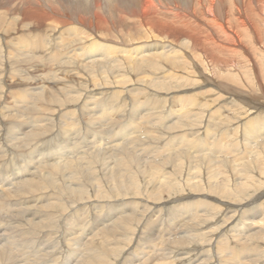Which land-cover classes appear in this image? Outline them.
Masks as SVG:
<instances>
[{"label":"bare ground","instance_id":"1","mask_svg":"<svg viewBox=\"0 0 264 264\" xmlns=\"http://www.w3.org/2000/svg\"><path fill=\"white\" fill-rule=\"evenodd\" d=\"M73 15L77 20H73ZM23 26L38 30L37 42L27 43L25 37L30 36L24 35L26 43L22 45L19 41V46L16 42V48L12 44L16 50L11 48L9 52L0 43V65L5 64V71L9 69L12 75L27 82L30 71H38L34 64L43 56L38 53H44L53 59L44 65L57 63V68L50 77L39 76L40 81L50 84L65 81L59 76L66 73L71 77H85L95 86L93 90L86 87L82 95L68 87L54 86L59 92H49V87L35 86L37 80L22 97L31 105L16 104V112L8 110L11 113L6 115V121L17 118L23 127L27 122L24 110L31 120L48 121L53 111L43 110L40 105L44 104L60 107L61 113L52 115L48 124L34 125L32 130L24 131L22 137H15L12 129H8L7 137L6 121L0 117V210L4 205L37 202L38 197H28L37 191L57 194L60 201L52 208L55 215L50 214L43 222L33 221L38 214L28 217L35 209L33 206L20 208L25 216L11 213L13 208L7 207L6 215L0 213L3 216L0 217V241H5L0 242V264H168L169 257L178 253L184 255L176 264H190L197 254L199 258L203 254L207 256L201 264L249 263L250 258L264 264V229L251 234L248 248H243L247 239L244 242L240 239L245 236H233L241 222L245 225L253 216L249 213L253 210L251 207L258 202L264 207V192L252 193L264 187V179L257 178L258 173L264 176V0H108L104 10L96 5L78 14L69 13L55 0H0V42H4V33L19 32ZM44 38L49 39L47 43L41 42ZM12 40L7 39L8 43ZM152 47L156 51H146ZM32 48L36 51H31ZM60 51L62 56L57 54ZM30 53L35 54V60ZM19 58H23L19 65L11 62ZM178 67L185 73H178ZM0 70L1 103L6 78L1 66ZM152 73L164 82L153 79ZM101 78L104 81L100 83ZM110 79L117 82L114 89H122L102 90L108 87H104V82ZM96 88L102 94L88 107L90 94L99 91ZM122 92L134 99L123 100ZM178 93H185L179 101L188 99L192 104H187L185 107L189 109L177 115L180 109L169 106L168 102ZM116 101L137 104V111H142L141 119H145L143 128L129 140L145 135L147 140L144 139L143 145L162 146L168 134L183 133L184 138L190 137L191 146L183 143L186 146L179 144L183 148L176 151L172 146L158 153H169L168 158L144 151L128 152L129 144L116 141L106 126L114 122V133L123 137L137 128L133 123L136 116L128 113L129 106H105ZM148 103L153 104L149 107ZM225 103L237 107L231 113H243L239 117L226 115L224 122H212V104ZM196 104L205 106L198 108ZM195 110L205 116L192 117L195 114L189 112ZM250 110L257 111V115L243 121ZM0 112L7 113L2 108ZM60 116L68 122L59 123ZM170 116L175 119L172 124H168ZM77 122L82 125L75 126ZM22 127L13 126V129L18 132ZM75 128L78 130L75 133L82 131L86 135V141L100 142L85 144L82 140H71ZM65 129L72 133L63 139ZM91 134L94 136L90 137ZM200 144H204L202 148ZM212 144H220L222 148L220 156L214 159L215 169L204 161L205 154L211 157L208 152ZM103 147L105 151L101 152ZM186 147L203 150L192 158L198 160L197 168L195 164V168L190 166L184 170L183 160L191 162ZM6 152L17 154L11 158L16 162L13 173L10 160L4 165ZM109 153L115 160L109 159ZM229 153L232 156H227ZM136 154L144 157V168ZM77 155L79 158L73 160ZM42 161L45 162L39 163ZM106 163L114 167L107 169ZM167 163L169 167L164 166ZM151 165H155L153 170ZM43 167L46 168L40 170ZM47 169L49 173L44 174ZM167 174L175 182L168 181ZM103 175L101 184L95 187ZM138 175L144 178L142 183ZM64 182L69 184L65 191L60 189ZM111 186L119 188L118 197L122 202V212L110 222L115 235L106 240L100 230V236H88L83 247L76 237L68 234L71 225L66 221L75 209L83 206L81 227L75 232L87 234L95 225L92 219L96 215L89 210L96 204L111 205L108 196ZM66 191L73 200L61 203ZM103 193L107 197L98 199ZM215 202H219L221 210ZM124 207L129 210L126 214ZM112 214L110 211L108 216ZM259 221L264 227V215L256 223ZM212 224L215 227L206 232ZM6 230L13 231L12 239H7ZM236 241L240 245L238 252L244 258L226 255L228 250L232 252ZM201 242H204L202 249H197ZM219 242L225 244L227 252H223ZM248 250L255 256H246Z\"/></svg>","mask_w":264,"mask_h":264},{"label":"rangeland","instance_id":"2","mask_svg":"<svg viewBox=\"0 0 264 264\" xmlns=\"http://www.w3.org/2000/svg\"><path fill=\"white\" fill-rule=\"evenodd\" d=\"M55 1H57V3H59L60 5H61V7L63 8V9H65V10H67V11H69V13L70 12H73V13H82V12H85L89 7L90 8H94L96 5H100L101 6V8H102V10H104L105 8H106V5H107V3H108V0H55ZM97 8V7H96ZM99 10H100V8H99ZM104 15H106V12H104ZM73 20H77L76 19V17H75V15H73ZM4 29V28H3ZM7 29L8 30H10L11 29V26H8L7 27ZM19 30V29H18ZM1 32H3V31H1ZM36 32H38V30L37 29H32V27L31 26H28V27H22L20 30H19V32L18 31H13L12 32V34H10V35H7L6 33H4V42L2 41V42H0L1 43V46L3 47V49H5L6 50V52H9V51H11V48H13V49H15L16 48V42H18L19 43V46L22 44H25L26 43V39L25 38H27V43H29V44H31V45H33L34 43H36L37 42V38L36 37H38L37 36V33ZM44 33L46 32V31H43ZM18 33V34H17ZM43 33V34H44ZM29 35L30 37H25V38H23L24 37V35L26 36V35ZM36 35V36H35ZM60 35V34H59ZM34 36V37H33ZM63 37H65L66 35L65 34H63L62 35ZM62 36L60 37V38H58V40L60 41L61 40V38H62ZM13 39L12 40V42H9L8 43V41H7V39ZM16 38V39H15ZM20 38V39H19ZM29 38V39H28ZM32 38V39H31ZM25 39V40H24ZM45 39V38H44ZM72 39H75V38H72ZM92 39H94V37H92ZM48 40L49 39H45V40H42L41 42H48ZM71 40V39H70ZM6 41V42H5ZM22 41V43L20 44V42ZM72 41V40H71ZM70 41V44H74L75 42H71ZM23 42H25V43H23ZM40 42V43H41ZM46 42V43H47ZM97 42H99V41H97ZM12 44H14V47H13V45ZM11 45V46H10ZM5 47V48H4ZM134 46H132V47H130L129 49H131V48H133ZM20 48V47H19ZM57 48H60V45H57ZM157 48H159V47H157ZM16 50V49H15ZM19 51H21V50H19ZM18 51V52H19ZM31 51H36L34 48H32V50ZM146 51H156V49L154 48V47H152V48H148ZM38 54H40V55H43V56H41V58H38L37 59V61H36V63L34 64L37 68H38V71H36V72H34V71H30V75H31V77H29L28 78V80H27V82H26V80H24L23 78H21L20 76H18V75H16V77H15V75H12L11 73H10V71H9V69H8V71H5L4 70V67H5V64L2 62L1 63V69L3 70V72L5 73H3L4 75H5V82H4V95H3V99H1V105H0V108H2V109H6V114H4L3 112H0V114L1 113H3V115L1 114L0 115V117L2 118V120L3 121H6L7 119H6V115L7 114H9V113H11V112H16V109L15 108H17L15 105L16 104H18V105H21V106H24V105H31L30 104V101L28 100V99H24V98H22L25 94H27L28 93V91H29V87H30V85H32V86H34L35 85V82H37V80H38V82H37V84L35 85V86H39L40 87V85L41 86H43V87H46V88H48L49 87V92H51V90L52 91H54V92H59V89H57V88H55L54 86H57V87H59V88H65V87H68V88H71V90H72V92H75V90H76V92H78L79 94H85L86 92L84 91V89L87 87V89H94V86H95V84H90V81L88 82V79H86L85 77H81V76H79V75H76V76H68V74H66V73H63L62 75H60L59 77H61V78H65L66 80L64 81V80H57V81H53L51 84L50 83H47V82H45V81H43V80H41L40 81V77L39 76H44L45 78H47V77H50L52 74H54V68H57L56 66H57V63L56 64H54V65H51L50 63H48V64H45L44 65V63H47V62H49V61H53V59H51V58H48L47 57V55L45 56L44 55V53H38ZM52 54H55V52L54 53H52ZM57 54H58V56H62V54H63V52H57ZM35 54H33V55H31V53H30V56L32 57V59H34L35 60V56H34ZM45 56V57H44ZM44 59V60H43ZM23 60V58H19V60L18 61H16V59L14 60H12L11 62H14V63H16V62H18V65L20 64V63H22L21 61ZM20 62V63H19ZM43 64V65H42ZM126 65H128V62H126L125 63ZM2 65H4V66H2ZM48 65V66H47ZM41 69V70H40ZM1 71V70H0ZM43 71V72H42ZM47 72V73H46ZM182 72H184L185 73V71H184V69H181V68H179L178 67V73H182ZM36 73V74H35ZM49 74V75H48ZM47 75V76H46ZM12 76V77H11ZM152 76H153V79H156L157 81H163V80H161L159 77H158V75H156V74H154V73H152ZM34 77H36V78H34ZM93 77V76H92ZM14 81H13V80ZM30 79L32 80V82H30ZM35 79V80H34ZM70 81H72V82H70ZM153 79L152 80H150L149 79V81H153ZM46 80V79H45ZM114 81H115V79H113ZM102 81H104V79L103 78H101V80H100V83L102 82ZM114 81H112V79H110V80H107L106 82H104V83H106V85L104 86V87H107V88H102V90L103 89H108V91L109 92H116V91H118V90H120V89H122L121 87H120V89H114V87H115V85H117V82H114ZM111 84H110V83ZM114 82V84L112 85V83ZM164 82V81H163ZM28 83V84H27ZM32 83V84H31ZM108 83V84H107ZM22 84V85H21ZM40 84V85H39ZM58 84V85H57ZM74 84V85H73ZM112 85V86H111ZM14 86V87H13ZM82 86L84 87V88H82ZM23 87V88H22ZM53 87V88H52ZM97 87V86H96ZM22 88V89H21ZM51 88V89H50ZM9 89H10V91H9ZM18 89H19V91H18ZM28 89V90H27ZM36 90H39V89H36ZM96 90H99L97 93L96 92H93V94H90L91 96H90V98L87 100L88 101V103H90V104H88L87 106L88 107H91V104H93L92 102L94 101L95 102V100L94 99H96V98H99L100 97V95L102 94V92H101V89L99 88H96ZM31 91H33V89L31 90ZM35 91V90H34ZM95 91V90H94ZM87 93H89V92H87ZM187 93V92H186ZM183 94H185V93H178V94H176L173 98H168L169 99V106H171V107H174V108H177L178 110L180 109V111H178V112H176L175 114H180L183 110H185V109H189V108H186L185 106L187 105V104H192L191 102H189V100L187 99L188 97H186V99L187 100H183V101H179L178 100V98L179 97H182L183 96ZM187 94H189V95H192V96H197V94H190V93H187ZM93 95V96H92ZM15 96V97H14ZM27 97H28V95H26ZM87 96H88V94H87ZM121 97H122V99L123 100H130V101H132L133 99H134V96H130L129 94H127L126 92H122V94H121ZM197 98V97H196ZM35 99H37L36 98V95H35V97H34V100ZM198 100H200L199 98H197ZM6 100H8L7 102H6ZM163 100H165V97L163 98ZM5 101V102H4ZM99 101V100H98ZM102 101H105V100H102ZM32 102H34V101H32ZM86 104V103H85ZM152 104L153 103H148V105H149V107H151L152 106ZM221 104V103H220ZM220 104H212V106H211V108H212V115H211V117H210V119H211V121L212 122H214V123H217V122H220V121H223L224 122V120H226V115L228 116V118H230V117H239V116H241V114L243 113V112H241L240 114H234V113H231V112H233V110L234 109H236L237 107H235V106H233V104H231V103H228V104H223V105H220ZM114 105H118V106H122L123 108H125V107H127V106H129V108L127 109L128 110V113L129 114H132L133 116H136V119H135V121H133V123L135 124V125H138L137 126V128H134L133 130H131L130 132H127V133H125L124 134V136L123 137H118L115 133H114V129H113V127H112V124H114V122H111V124L109 125V126H106V127H108L109 128V132H110V136H114L115 137V139H116V141H118V142H120V143H124V142H126V143H128L129 144V149L130 150H128V152H131L132 154H134V153H137V152H145V153H147V154H152V155H155V154H157V155H163V154H158L159 152H164V151H167V149L168 148H173V147H175V148H173V151H176V150H178V149H180V148H183V147H185L186 145H190L191 146V143H192V141H190V137H185L184 138V134L183 133H179V134H177V133H170V134H168L167 136H168V139H167V141L166 142H164V144L162 145V146H157V145H151V144H147V145H143V141H145V140H147L146 139V137L144 138V136L145 135H143V137H138V138H133V139H131V140H129V137L133 134V133H137V132H139V129H141V128H143V124L145 123V119H141V115H140V113L142 112H139V111H137V108H138V105L137 104H134L133 102H125L124 103V101L123 102H120V101H116V102H111L109 105H105L106 107H111V106H114ZM5 106V107H4ZM42 108H43V110H51V111H53V114H51L50 115V119H51V116L52 115H54V114H59L60 115V113H61V108L60 107H52V106H50L49 104H44V105H40ZM83 106V105H82ZM195 106H197L198 108H202V106L204 107L205 105H199V104H196ZM208 106V105H207ZM149 107H146V108H149ZM159 108H161V107H159ZM12 110L11 112H9L8 110ZM130 111H131V113H130ZM196 111V110H195ZM24 113H25V117H24V119H26L27 120V122L25 123L26 125H24L23 127H22V124H20V122H18V120H17V118H15V120L14 121H11V122H7L6 121V125L7 124H10L11 123V125H5V127H6V136L8 137V135L10 134L9 133V131H8V129L10 130V129H12L13 131H14V134H15V137H22V136H24V131H28V130H32L33 129V126L35 125H39V124H48L49 123V121H50V119L48 120V121H39L38 119H29V117H30V115L27 113V110L25 111H23ZM167 112H169V111H167ZM205 112V111H204ZM252 112V113H251ZM255 112H257V111H255V110H250L249 111V115L248 116H243V121H245V118H246V120H248L249 118H252V117H255L257 114L255 113ZM189 113H193V114H195V116H192V117H201V118H203L204 116H205V113H204V116H202L201 114H199V113H197V111L196 112H189ZM230 113V114H229ZM44 114V111L42 112V115ZM171 115H173V114H171ZM63 116V115H62ZM64 117V116H63ZM63 117H61L60 116V119H59V123H66V122H68L67 121V119H65V118H63ZM90 117V116H89ZM140 117V118H139ZM191 117V118H192ZM170 119H171V121L168 123V124H172V122H174L175 121V119L172 117V116H170L169 117ZM129 119V121H131V119L130 118H128ZM127 119V120H128ZM242 121V122H243ZM15 122V123H14ZM13 123V124H12ZM82 124H79L78 122L75 124V126H77V127H80ZM13 126H20V127H22L20 130H18V132H17V130L16 129H13ZM34 126V127H35ZM83 127H84V125H83ZM208 127H209V129H212V126H209L208 125ZM84 129V128H83ZM76 131H78V130H76V128L74 129V133H72V131H70V130H68V129H65V131H64V133H63V135H62V138L63 139H65L63 136H65L66 134H71V140H82V142L83 143H85V144H95V143H98V142H100L99 140H95V141H93L92 139H90V140H88V141H86L85 140V138L84 137H86V135H84L83 136V132L81 131V132H79V133H75ZM136 131V132H135ZM9 133V134H8ZM80 133H82V135L80 136V137H78V135L80 134ZM5 134V133H4ZM31 134H34L35 135V137L36 138H38V139H40L39 138V136H37L34 132L32 133L31 132ZM138 135H141V134H139L138 133ZM94 135L93 134H91L90 135V137H93ZM77 138V139H76ZM145 139V140H144ZM235 139V138H234ZM234 139H232V140H230V141H234ZM247 144H249L250 145V143H249V140H246L245 141ZM183 143H186V145H183ZM105 144V143H104ZM182 145L183 147H181L180 145ZM109 145V144H108ZM204 144H200L199 145V147L200 148H202V146H203ZM173 146V147H172ZM72 146L70 145L69 146V150H70V148H71ZM209 147H211L212 149L211 150H209V152H208V154L210 153L211 154V157L209 156V155H206L205 154V156H204V161L205 162H207V164L211 167V168H213V169H215V166H214V159L216 158V157H218V156H220L219 155V153H220V149H222L221 148V145L220 144H212V145H209ZM110 149H112V147L110 146ZM184 149H186L187 151H189V152H187V156L191 159V162H187L185 159L183 160V163H184V165H183V168H184V170H187L188 168H190V166H192V168H195V164H196V168L198 167V164L196 163V161H198V160H195V159H192L193 157L194 158H196V155H197V153H199V152H201V151H203V150H200V149H197V148H194V147H192L191 149L190 148H184ZM91 151H93V149L91 148L90 149ZM90 150H88V152L90 151ZM96 151H98V150H96ZM105 151V149H104V147H103V149H101V152H104ZM264 151V150H263ZM100 152V151H99ZM118 152V151H117ZM167 154H169V153H166V154H164L163 155V157H165V155L167 156ZM16 153L14 152V154L13 153H11L10 154V152H6V156L8 157H5V160H4V165H5V162L7 161V160H10L11 162H9L10 164H13V167L11 166V172L13 173V171H14V169L16 168V162L15 161H12L11 160V158H13V157H16ZM39 154L37 153L36 154V156H38ZM79 156L80 155H77V156H75L74 158H73V160H77V158H79ZM109 156H110V153H109ZM136 156H138L137 154H136ZM149 156H151V155H149ZM148 156V157H149ZM209 156V157H208ZM227 156H232V153H229V154H227ZM198 157V156H197ZM224 157V156H223ZM76 158V159H75ZM138 159H140V161L142 162V164L140 165V166H142L143 168H144V164H145V162H144V160L145 159H143L144 157L142 156H138L137 157ZM166 158H168V156L166 157ZM86 160H87V157L85 158ZM109 159H113V160H115L114 159V157H111L110 156V158ZM168 160H170V159H168ZM186 161V162H185ZM13 162V163H12ZM45 161H42V162H39V163H44ZM156 162H158V161H156ZM193 162V163H192ZM38 163V164H39ZM80 163V162H79ZM186 163V164H185ZM192 163V164H191ZM188 164V165H187ZM191 164V165H190ZM19 165V164H18ZM106 165H109L108 167H107V169L109 168H112V167H114L113 166V164H107L106 163ZM237 165V163H235L234 164V167ZM112 166V167H111ZM152 166V170H153V167L155 166V165H151ZM165 167H169L170 166V164L168 165V163L167 164H165L164 165ZM186 166V167H185ZM23 167L24 168H26L25 167V165L23 164ZM46 167H43V168H41L40 170H44ZM191 168V169H192ZM48 170L49 169H47L46 171H44V174H48L49 172H48ZM194 171V170H193ZM105 175H103V176H100V178H99V183H97L96 185H95V187H98V185H100L101 184V182H102V180H103V177H104ZM166 176H170V179H168V181H170V182H175V180H174V178L171 176V175H169V174H167ZM185 176V175H184ZM138 181H140V183H142L143 182V180H144V178L142 177V175H138ZM184 178V177H183ZM257 178L258 179H264V176H261L259 173H258V176H257ZM163 179V178H162ZM250 182V181H249ZM248 182V184H252V183H249ZM69 184H68V182H64V183H62V187L60 188V189H63L64 191L66 190V187L68 186ZM19 186V185H18ZM108 186H110V185H108ZM73 187V186H72ZM112 187V186H111ZM118 189L119 188H116V187H112V191H111V193L108 195L109 197H110V203H111V205H106V204H96V205H93L92 207H91V210H89V212L90 211H93L94 213H96V215L95 216H93V221H94V223H95V225H94V227L92 228V229H89V231H88V233L87 234H84L82 231H80V230H78L77 232H75V230L76 229H79L80 227H81V216H83L81 213H82V211H81V208L83 207H79V208H77L78 209V211H77V209H75V213L66 221V223H68V225H71L70 226V229H69V231H68V234H71L72 236H74V237H76L77 239H75L76 241H79L80 242V244H81V246H83L84 247V245H85V242L90 238V237H95V238H98L99 236H100V230L103 232V234H104V236L106 237V240H108L109 238H111V237H113L114 235H115V233H114V230L112 229V225H111V223L110 222H113L117 217H118V214L119 213H121L122 212V209H121V207H122V202L119 200L120 198L118 197ZM43 191H37V192H34L32 195H29L28 197H30V198H32V197H35V198H37L38 197V199H35V201H37V202H34V203H26V204H24V203H21V202H18V203H16L13 207H8V206H3V209H1L0 210V213L4 216V215H6V210H7V208H13L12 210V212L11 213H14V214H16L17 212H19V216L21 215V216H25V215H23V211L22 210H20V208H24V207H26V206H33L35 209H34V211H33V215L32 214H30V215H28V217H34V215L35 214H38L39 215V217L37 218V219H34L33 221L34 222H36V220H41V222H43L45 219H47V217L50 215V214H54L55 215V213L56 212H54L53 210H52V208H53V206H54V204H59L60 203V201L58 200V198H57V194H55V195H45L44 193H42ZM264 192V187H262L258 192H252V193H255V195H258V194H262ZM13 194V193H12ZM192 195V194H191ZM66 197H69V198H66ZM107 197V195L106 194H102V198H98V199H105ZM69 199H71V200H73V198L72 197H70V195L69 194H67V191L65 192V195H63V199H62V201H61V203H63V202H65V201H67V200H69ZM127 199V198H126ZM129 201L130 202H132L130 199H129ZM0 203H1V201H0ZM215 203H217V205H219V207L221 206L220 204H218L219 202H215ZM216 205V204H215ZM172 205H170L169 207H171ZM202 206V205H201ZM7 207V208H6ZM221 208H222V206L219 208V210H221ZM253 210L252 211H249V213H253V216L248 220V221H246V224L245 225H242L243 224V221L241 222V224L239 225V230L236 232V233H234L235 235H233V236H239V235H243V236H245L244 238H240L243 242L246 240V243H245V245H244V247L243 248H248L247 247V243L249 244V241H250V239L252 238L251 237V234H254V233H256L257 231H259V230H262V229H264V227L262 226V223L259 221V223H256L258 220H260V219H262V217H263V215H264V207H261V204L258 202L256 205H254L253 207H251ZM110 211H113V214L109 217L108 216V214H109V212ZM129 212V210L127 209V208H125L124 207V213L126 214V213H128ZM2 215H0V217H3ZM8 219H10V217H8ZM8 219H7V221H8ZM154 219H155V217H154ZM117 224V223H116ZM54 226H56V225H54ZM217 226V225H216ZM111 227V228H110ZM213 227H215V225H210L209 227H207V229H205V231L207 232V231H209L208 229L210 228H213ZM74 232V233H73ZM109 232H113V234L112 235H107V233H109ZM151 233V235L153 234L152 232H150ZM230 235H232V233H230V232H228ZM4 234H6V235H8V238L7 239H12L13 238V231H9V230H6L5 232H4ZM12 234V235H11ZM11 236V237H10ZM88 236H90V237H88ZM121 236H116V238H120ZM248 237V238H247ZM80 238H83V239H80ZM200 238H202V237H200ZM239 238V237H238ZM1 239V238H0ZM235 239H237V238H235ZM3 241V240H2ZM2 241H0V242H2ZM5 241H3L1 244H3ZM238 241H236L235 242V244H234V246L232 247V252H230L227 248H226V246H225V244H223V243H221V242H219V243H217V244H219L220 246H222L221 247V249L223 250V252L224 251H226L227 252V250H228V252H227V257H232V258H234V256L235 257H237V256H240L241 258H244V256L241 254V252H238V250H240L239 248H240V245H239V243H237ZM204 244V242H201V243H199L198 244V247H196L197 249H202L201 247H202V245L201 244ZM241 243V242H240ZM0 244V245H1ZM227 249V250H226ZM242 249V248H241ZM252 250H256V249H254V248H251ZM201 253L203 254V251H201ZM228 253H230V254H228ZM257 253V252H256ZM184 254L183 253H178V254H174V255H172V256H170L169 257V259L167 260V263L168 264H176L177 263V260H178V258H181L182 256H183ZM245 255L246 256H250V255H252V256H255L254 254H252L251 253V250L249 251H247L246 253H245ZM204 258H206L207 259V256H206V254H203L200 258H199V255L197 254V258H194V259H192L191 260V263L190 264H201L202 263V261L204 260ZM258 258H260V255L258 256ZM252 259L250 258V262L249 263H239V261H236V262H233L232 264H257V262L254 260V261H251ZM65 261H66V259H65ZM21 262H23V261H21ZM68 264V263H67Z\"/></svg>","mask_w":264,"mask_h":264}]
</instances>
